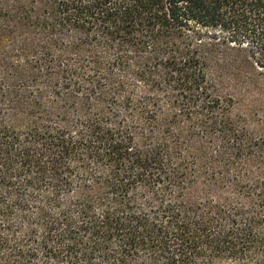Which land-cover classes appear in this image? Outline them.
<instances>
[{
	"label": "trees",
	"instance_id": "1",
	"mask_svg": "<svg viewBox=\"0 0 264 264\" xmlns=\"http://www.w3.org/2000/svg\"><path fill=\"white\" fill-rule=\"evenodd\" d=\"M29 1L59 105L0 85V264H264V140L210 73H264V0Z\"/></svg>",
	"mask_w": 264,
	"mask_h": 264
},
{
	"label": "rangeland",
	"instance_id": "2",
	"mask_svg": "<svg viewBox=\"0 0 264 264\" xmlns=\"http://www.w3.org/2000/svg\"><path fill=\"white\" fill-rule=\"evenodd\" d=\"M38 8V5L29 0L17 4L11 0L0 1V85L33 92L41 98L44 106L50 108L59 105L51 98L46 99L52 76L36 78L29 70V66L36 61L37 54L47 52L51 47L50 39L38 36L30 27L38 17ZM24 11L30 12L29 15H23ZM65 45L67 42L60 44L59 51L55 53L60 62L68 65L76 57V53L65 49ZM210 73L220 91L233 98L232 116L243 125L249 135L264 140V73L224 72L215 66L211 67ZM255 167L256 165L242 163L236 167L235 173L246 179L264 177ZM198 197H204L200 190Z\"/></svg>",
	"mask_w": 264,
	"mask_h": 264
}]
</instances>
